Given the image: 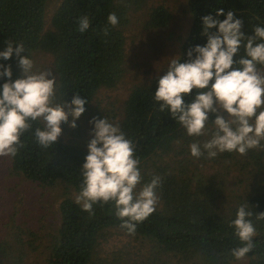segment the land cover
I'll list each match as a JSON object with an SVG mask.
<instances>
[{"label":"trees","instance_id":"obj_1","mask_svg":"<svg viewBox=\"0 0 264 264\" xmlns=\"http://www.w3.org/2000/svg\"><path fill=\"white\" fill-rule=\"evenodd\" d=\"M147 2L61 0L46 26V0H0V52L12 41L14 46L23 45L25 51L21 56L30 60L37 53L51 55L56 78L55 102H70L78 94L87 100L88 109L101 89L115 88L123 77L129 16L144 9ZM187 4L191 26L177 58L181 63L187 61L190 49L207 43L201 35L202 17L214 15L218 9L234 11V18L243 22L241 31L245 36L253 34L257 26L264 27V0H187ZM111 13L118 19L115 26L107 22ZM84 15L89 17L90 27L82 34L77 21ZM170 20L169 11L156 6L145 14L143 28L162 29ZM105 28L109 29L107 36ZM244 55L241 47L234 59ZM0 65L10 66L13 81L20 78L15 55L7 61L0 58ZM158 79L131 89L121 118L111 116L112 123L119 125L134 144L135 158L140 161L141 187L154 176L161 180L158 206L136 225L135 235H129L149 244V255L143 264H233L232 250L242 245L230 222L244 203L253 213L250 219L256 229L255 246L245 256L247 264H264V219L256 218V214L264 213V141L260 148L251 149L246 155L224 152L211 159L206 154L193 158L189 145H202L210 139L215 117H209L205 136H187L185 129L167 111L161 113L159 104L154 103ZM5 82L7 78H0V86ZM195 95L193 90L186 99L190 101ZM37 127L43 129V122H33L32 131L20 138L23 147L15 156L8 157L11 174L41 187L63 188L64 198L58 206L59 227L47 247V264H122L119 259L108 262L96 252L109 230L127 234L120 228L122 221L115 216L114 207L97 204L90 215L70 197L81 190L80 169L92 137H75L67 143L58 138L55 145L43 149L33 135ZM37 242L36 233L22 229L19 235L14 234L10 241L0 244V256L9 264H26L28 252L37 250Z\"/></svg>","mask_w":264,"mask_h":264},{"label":"clouds","instance_id":"obj_2","mask_svg":"<svg viewBox=\"0 0 264 264\" xmlns=\"http://www.w3.org/2000/svg\"><path fill=\"white\" fill-rule=\"evenodd\" d=\"M220 16L224 17L222 21ZM234 16V11L221 8L214 15L202 17L201 35L207 43L190 49L186 62L171 59L154 93L158 110L167 111L189 137L205 136L209 117H215L210 139L202 145H189L190 155L196 159L205 154L211 159L224 152L246 155L249 150L260 148L264 141V110H260L264 107V71L259 67L264 66V27L257 26L253 34L245 36L241 31L243 22ZM107 22L115 26L118 19L111 13ZM77 23L82 34L90 27L87 15L79 17ZM103 31L107 36L109 29ZM241 47L245 55L234 59ZM24 51L22 44L14 46L8 41L0 52L5 61L15 55L21 69L20 78L13 81L10 66L0 65V78H7L0 86V157L15 156L23 147L21 136L32 131L33 122L38 120L44 127L34 130L36 143L43 149L55 145L62 134L61 125L75 129L88 103L78 94L70 102L56 103V78L50 71L34 72L33 61L21 56ZM193 90L196 95L188 101L186 98ZM89 123L92 138L80 169L82 182L76 203L90 215L94 214V205L111 204L115 216L122 221L120 228L135 235L136 225L155 211L160 177H152L137 191L142 177L133 142L119 125L105 117H93ZM252 215L244 203L230 222L242 245L232 250L236 260L243 259L255 246ZM256 218L264 219V213L256 214Z\"/></svg>","mask_w":264,"mask_h":264},{"label":"rangeland","instance_id":"obj_3","mask_svg":"<svg viewBox=\"0 0 264 264\" xmlns=\"http://www.w3.org/2000/svg\"><path fill=\"white\" fill-rule=\"evenodd\" d=\"M60 1L46 0V26ZM156 6H163L169 11L170 23L162 29L145 30V14ZM190 26L191 14L187 0H148L144 9L131 12L129 25L125 29L126 58L123 77L115 88L101 89L97 93L90 107L77 119L75 129L62 124V134L59 138L66 143L75 137L89 139L92 129L89 121L93 117H105L112 123L111 116L114 115L119 120L123 103L131 89L166 74L171 59H177L179 56L181 44L187 37ZM32 61L34 72L50 71L55 77L51 55L37 53ZM261 109L264 110V107ZM9 165L8 156L0 157V244L10 241L14 234L19 235L22 229H29L36 233L38 242L37 250L28 252L26 264H47V247L59 227L58 206L64 198L63 188L60 185L41 187L19 175L11 174ZM229 182L232 186L231 177ZM242 186L236 188L240 189ZM141 188V185H138L137 191ZM70 197L76 200L74 193H71ZM107 233L97 248L98 257L108 262L121 260L122 264L145 262L149 255V244L146 241L135 240L118 230H109ZM247 263L248 259L244 257L241 260L235 259L233 264ZM0 264L9 262L0 256Z\"/></svg>","mask_w":264,"mask_h":264}]
</instances>
